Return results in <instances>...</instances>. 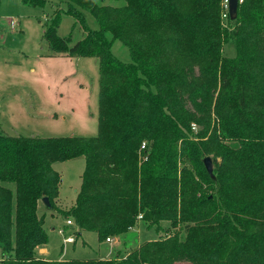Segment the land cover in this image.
Listing matches in <instances>:
<instances>
[{
  "label": "trees",
  "instance_id": "obj_1",
  "mask_svg": "<svg viewBox=\"0 0 264 264\" xmlns=\"http://www.w3.org/2000/svg\"><path fill=\"white\" fill-rule=\"evenodd\" d=\"M64 1L81 38L57 35L59 8L43 35L56 53L97 59V134H0V264H264V0L239 1L230 30L225 0ZM229 39L234 57L222 53ZM80 156L79 188L60 209L52 164ZM43 197L99 242L138 222L163 231L121 256L45 259Z\"/></svg>",
  "mask_w": 264,
  "mask_h": 264
},
{
  "label": "rangeland",
  "instance_id": "obj_2",
  "mask_svg": "<svg viewBox=\"0 0 264 264\" xmlns=\"http://www.w3.org/2000/svg\"><path fill=\"white\" fill-rule=\"evenodd\" d=\"M96 2L117 4V0ZM223 3V12L227 14L226 2ZM66 7L64 0H44L42 5L0 0V134L28 137H90L97 134V59L56 53L43 35L50 26L53 27L54 10L59 8L54 26L57 35L70 37L68 44L81 38L82 30L78 24L73 27L74 18L66 14ZM82 12L86 25L97 29L92 14L86 10ZM221 20L223 27L230 30L227 16L222 14ZM111 51L119 60L130 61L128 48L121 41L114 40ZM222 53L228 57L236 55L232 39L223 44ZM52 166L60 175L56 206L65 209L73 203L79 188L84 158L56 161ZM38 213L45 217L47 256L59 260L96 255L109 258L116 252L125 255L143 241L157 238L163 231L155 233V228L148 229L145 223L138 222L124 235L99 242L93 232L76 234L71 227L66 228V220L70 217L51 212L41 200ZM58 229L63 232L59 233ZM71 233L76 241L63 242L64 236Z\"/></svg>",
  "mask_w": 264,
  "mask_h": 264
},
{
  "label": "water",
  "instance_id": "obj_3",
  "mask_svg": "<svg viewBox=\"0 0 264 264\" xmlns=\"http://www.w3.org/2000/svg\"><path fill=\"white\" fill-rule=\"evenodd\" d=\"M226 1V7H227V15L232 20L237 15V6L239 0H225ZM203 165L205 167V170L207 173L213 177L212 173V160L210 156H206L203 158ZM41 202L47 207L50 208V204L47 197L41 198Z\"/></svg>",
  "mask_w": 264,
  "mask_h": 264
},
{
  "label": "crops",
  "instance_id": "obj_4",
  "mask_svg": "<svg viewBox=\"0 0 264 264\" xmlns=\"http://www.w3.org/2000/svg\"><path fill=\"white\" fill-rule=\"evenodd\" d=\"M65 226H66V228H70L71 227V229L73 230V224L70 226V225H68V224H65ZM63 230V229H62ZM76 241V240H75ZM74 241V242H75ZM71 243H73V242H71ZM36 254L38 255V256H40V257H42V258H45V259H56V258H51V257H48L47 255H48V248L46 247V244L44 245V246H42V247H39L38 249H37V251H36ZM96 257H99L100 258V256H98V255H96L94 258H96ZM106 258H108V257H106Z\"/></svg>",
  "mask_w": 264,
  "mask_h": 264
},
{
  "label": "built area",
  "instance_id": "obj_5",
  "mask_svg": "<svg viewBox=\"0 0 264 264\" xmlns=\"http://www.w3.org/2000/svg\"><path fill=\"white\" fill-rule=\"evenodd\" d=\"M239 1H241V0H239ZM225 2H226V1H225ZM225 6H226V4H225ZM226 8H227V7H226ZM223 15H224V17H225L227 14H226V13H223ZM12 24H13V22H12ZM140 217H141V215H138V218H140ZM66 224H68V225H72L73 222H72L71 219H67V220H66ZM58 232H59V233H62L63 230H62V229H58ZM106 240L109 241L108 238H107ZM63 242H65V243H71V242H74V238H73V236H72V233H71V235L69 234V235H67V236H64V238H63ZM0 260H1V258H0Z\"/></svg>",
  "mask_w": 264,
  "mask_h": 264
}]
</instances>
